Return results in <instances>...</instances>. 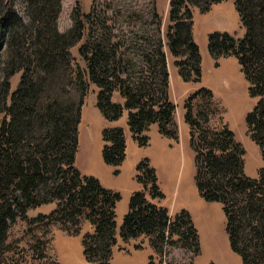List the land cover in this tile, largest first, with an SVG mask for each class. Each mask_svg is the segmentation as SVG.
<instances>
[{
  "label": "trees",
  "instance_id": "16d2710c",
  "mask_svg": "<svg viewBox=\"0 0 264 264\" xmlns=\"http://www.w3.org/2000/svg\"><path fill=\"white\" fill-rule=\"evenodd\" d=\"M224 1L168 0L164 29L155 0H92L88 12L76 2L72 25L62 31L63 0H0V264H60L50 252L52 225L69 236L82 235L85 264H113L118 234L125 242L147 238L153 250L148 264L193 263L200 254L198 230L187 209L170 215L153 202L164 193L148 156L136 165L135 179L142 188L132 193L118 232L116 208L122 194L78 168L79 124L93 84L104 118L119 120L127 111L128 126L141 147L148 146L152 124L178 142L166 50L184 82H200L192 11L204 13ZM16 2L22 3L25 16ZM233 3L244 34L237 38L211 31L207 51L215 66L220 58L237 60L255 100L244 122L264 161V0ZM77 45L87 68L75 72L72 49ZM17 73L20 81L10 92V78ZM115 92L124 103L114 101ZM214 104L213 92L205 86L183 102L194 185L204 201L221 205L229 247L241 263L264 264V167L256 177L245 173L242 143L227 125L211 124ZM102 139L103 160L118 175L126 159L124 128L105 127ZM52 203L49 213L29 215L31 209ZM18 220L27 224V248L19 246L21 240H11ZM84 220L92 231L82 233ZM175 249L188 260L177 263Z\"/></svg>",
  "mask_w": 264,
  "mask_h": 264
},
{
  "label": "rangeland",
  "instance_id": "374dc122",
  "mask_svg": "<svg viewBox=\"0 0 264 264\" xmlns=\"http://www.w3.org/2000/svg\"><path fill=\"white\" fill-rule=\"evenodd\" d=\"M76 2L81 3L83 11L88 12L91 8L92 0H63L62 13L59 18L60 30L65 31L71 27V14ZM154 3L157 13L163 18L164 25H162L164 29L167 25L168 0H155ZM224 4L232 6L233 1L226 0ZM16 8L23 16H25L21 2H16ZM226 24L227 22L224 23L221 19L217 20L213 13H211L206 19V22L200 24L198 33L196 34V42L199 45V50L203 53L201 80L198 83H193L187 86L186 84L177 83L176 80H173L174 76H172L171 99L176 104V118H182V114L184 113L183 102L187 95L200 86H205L211 89L215 99V104L213 105L214 114L211 124L216 127H221L225 124L234 132L235 138L242 143L246 151L245 173L247 175H252L256 172L258 173V169L261 166H264V161H262L259 149L257 145L251 141L244 122V116L252 108L255 100L248 95L247 82L244 79L237 60L233 57L220 58L218 66H215L206 48V33L215 30L221 31L222 27ZM236 33L240 34V26L236 27ZM78 48L79 45L72 49L74 57L73 67L75 72H77L78 69L86 70L87 68L85 60L78 52ZM176 74L177 73H175V76ZM218 76L220 77L218 78ZM2 78L3 72L0 69V83ZM20 78L21 73H17L10 78V92H13L16 89ZM96 88L97 86L91 84L89 93L85 98L88 116L94 124L96 123V116L93 113L92 108L94 111H98L96 107L92 106L94 105L93 99ZM182 122L183 127L179 128V142L176 145L173 144L172 146L163 149L155 144V142H152L150 146L143 149V152L153 161V166L156 169L158 177V183L162 191L168 197H172L175 190L178 193L185 192L186 201L188 203L190 202L196 211L193 212V217L195 218V226L199 234L200 254L194 258L192 264H242L239 256L233 253L229 247L225 231V217L221 210V205L216 202L204 201L195 189L193 181V152L189 146L188 126H186L184 119ZM100 132L96 129H91L87 136L82 137L81 143L79 139V152H77L76 159V164L79 169L87 164L89 158H91V166L92 161L96 158V148L97 145H100L101 143ZM91 148L94 150L93 154L90 152ZM104 166L105 168L110 169L112 175L115 174L114 170L116 168L111 171V166H108L105 163ZM126 166L127 165L122 168L123 177L128 174ZM96 168L99 171H105V169L101 170L98 167ZM198 200H201L202 203L198 204ZM54 207L55 204H51L39 209H31L29 215L35 216L38 212L40 213V211H46V213H49ZM121 225L122 222L120 224L117 223L118 232ZM91 226L87 220H84L82 222V233L92 231ZM26 230L27 224L23 220H18L11 230V240L14 244L21 240L19 243L21 248H27L31 238ZM50 231V236L53 240L51 243V254L57 256L60 264H70L59 249L60 240L62 238H67L69 235L61 230L58 225H52ZM118 239L120 240V244L117 247V251H122L124 253H122V257H118V255L116 256L114 264H148V255L146 252L136 249V244L133 245L130 241L124 243L119 234ZM24 254H27V252ZM21 256V254H16L17 258ZM28 256L31 257V254ZM172 256L177 263L185 262L189 258L188 255L184 254L179 249H175ZM30 260L34 261L31 258ZM35 263L41 264L39 262Z\"/></svg>",
  "mask_w": 264,
  "mask_h": 264
},
{
  "label": "crops",
  "instance_id": "0c3cea01",
  "mask_svg": "<svg viewBox=\"0 0 264 264\" xmlns=\"http://www.w3.org/2000/svg\"><path fill=\"white\" fill-rule=\"evenodd\" d=\"M224 2H219V3L213 4L211 6V8L204 13L200 12L197 8H193V11H192V19H193L192 36H193V39L195 42H196V34L198 33L200 24H203L204 22H206V19L211 15V13H213L214 17L217 20L221 19V21L223 20L224 23L227 22V24L224 27H222L221 31L229 32L237 38L242 37V35L244 34V28L241 25L240 18H239V15L235 9L234 3L231 6V5H225ZM237 26H240V34L236 33V27ZM215 31H219V30H215ZM208 33H206V38H207ZM198 47H199V45H198ZM206 48H207V42H206ZM166 52H167V64H168V71H169V96H170V98H172L171 97V94H172V89H171L172 76H174L173 80H176L177 83L186 84L187 86H189L193 83L184 82L181 79V77L179 76V74L177 72V68L173 64L174 57L169 53V51L166 50ZM199 52L201 55V70H202L203 53L200 50H199ZM230 57H232V56H230ZM230 57H226V58H230ZM212 62H214L213 59H212ZM175 73H177L176 76H175ZM95 91L96 92L94 94V99H93L94 105H92V106H94L98 109V107L96 106L98 88H96ZM113 99H114V101L124 103V98L118 92L114 93ZM92 111L96 116V123L95 124L89 118L88 113H87L86 102H84V105L82 108L81 122L79 124L80 143H81L82 137L87 136L89 131H91V129H94V130L96 129L99 132L101 131L99 133V135L101 137V143H100V145L99 144L97 145V148H96L97 156L92 161V165L90 166L91 158H89L87 164H85L84 167L80 168V170L84 174L95 175L96 177H98L100 179V181L102 182V184L104 186L121 192L122 199L118 202L117 208H116V213H117L116 219H117V223L120 224L123 221L125 214L129 210V200H130L132 193L134 191L140 190L142 188V185L136 181L135 174H136L137 163L143 157L146 156V153L143 152V149L150 146L152 142H155V144H157L160 148L165 149L167 147L172 146L173 144L176 145L179 142V140H178V142H176V141L172 140L171 138H168V137L161 135L158 132L157 125L152 124L149 126V129L147 132L148 136H149L148 146L141 147L138 144V142L136 141V139L133 137V134H132V132L128 126L127 111L124 112L123 116L119 120H115V121H110V120L105 119L99 109H98L99 112L94 111L93 108H92ZM174 120L178 126V129L180 127H183V122H182L183 121V114H182V118L181 117L176 118V116L174 115ZM186 126H188V125L186 124ZM105 127H123L124 128L125 138H126V159H125L124 163L119 167L120 173L118 175H115V174L112 175L110 173V169L105 168V166H104L105 162L103 160V157H101L103 146H104V141L102 139V130ZM90 152H92V154H93L94 150H92V148H91ZM148 158L150 159V162L153 166L152 159L149 156H148ZM125 165H127L126 171H128V174H127V176L123 177L122 168ZM108 166H110V165H108ZM245 166H246V164H245V157H244V170L246 169ZM96 167L100 168L101 170L105 169V171H103V172L99 171ZM261 167H264V166H261ZM111 168H112L111 169V171H112L116 167L111 166ZM250 176L256 177L257 172L250 175ZM153 202H155L161 206L166 207L168 209L170 215H173L174 213H176L178 210H180L182 208L187 209L190 212L191 217L195 223V218L193 217V212H196V211L193 208L192 204L190 202L188 203L186 201V193L185 192H179L178 193L175 190L172 197H168L164 193V198L154 199ZM197 203L200 204L202 202H201V200H198ZM52 204H54V203H52ZM47 205H51V204L42 205V206L38 207V209L41 207H45ZM40 212L46 213V211H40ZM195 225H196V223H195ZM90 226H91V224H90ZM91 229H92V226H91ZM123 242L128 243L125 241H123ZM130 242H132L133 245L134 244H141L142 249H139V251H144V252H146L147 255L153 254V250L148 245V239L147 238L141 237L138 239H131ZM119 244H120V240L118 239V243H117L115 250H114L113 264H114V260H115L116 256L118 255V257H122L121 255H123L122 253H124L122 251H117V249H118L117 247L119 246ZM59 249H60L61 253L63 254V256L66 258V260L70 264H85V259H84V255H83V246H82V235L68 236L67 238H62L60 240Z\"/></svg>",
  "mask_w": 264,
  "mask_h": 264
},
{
  "label": "bare ground",
  "instance_id": "6f19581e",
  "mask_svg": "<svg viewBox=\"0 0 264 264\" xmlns=\"http://www.w3.org/2000/svg\"><path fill=\"white\" fill-rule=\"evenodd\" d=\"M220 76H218V78H219Z\"/></svg>",
  "mask_w": 264,
  "mask_h": 264
}]
</instances>
